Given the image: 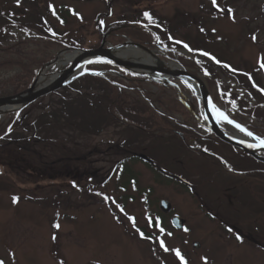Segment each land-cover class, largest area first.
Wrapping results in <instances>:
<instances>
[{
	"label": "rangeland",
	"instance_id": "obj_1",
	"mask_svg": "<svg viewBox=\"0 0 264 264\" xmlns=\"http://www.w3.org/2000/svg\"><path fill=\"white\" fill-rule=\"evenodd\" d=\"M217 4L0 0V62L10 65L0 67L1 98L27 79L35 63L44 61L40 72L65 50H96L104 38L106 48L132 42L159 53L165 65L178 63L199 76L220 111L264 139V0ZM87 70L112 72L120 86L149 92L150 101L138 91H125V100L108 114L110 90L74 81L0 117V260L181 264L173 251L178 249L187 264H264V164L203 127V107L183 81L142 86L113 64ZM169 82L178 90L160 87ZM80 101L104 110L97 117L106 116L105 124L97 127L103 122L89 117L86 123L82 115L90 112L84 108L91 107L80 105L85 111L66 120L54 115L63 103L78 110ZM151 102L164 118L153 112ZM12 119L11 134L1 139V129ZM172 121L181 124L163 126ZM220 126L226 135L248 139L227 124ZM177 133L188 141H180ZM163 200L170 212L159 208ZM174 217L185 221L184 232L172 227Z\"/></svg>",
	"mask_w": 264,
	"mask_h": 264
},
{
	"label": "water",
	"instance_id": "obj_2",
	"mask_svg": "<svg viewBox=\"0 0 264 264\" xmlns=\"http://www.w3.org/2000/svg\"><path fill=\"white\" fill-rule=\"evenodd\" d=\"M129 47L140 49L149 54L154 52L149 51L140 45L133 44L132 42H127L115 47L109 46L108 48H106L105 38L102 46L96 50H65L61 52L55 60L48 63L39 72L29 90L12 97L0 98V109L2 110L0 113V117L18 113L19 111L30 107L40 99L66 88L74 81L85 75L98 77L101 76V73L87 70V68L91 65L99 63L113 64L116 67L122 69L127 74L133 75L138 78H144L155 82H158L159 80L168 81L169 79H177L188 84L193 89L195 95L197 96L203 107V127H205L209 131V133L214 135L224 144L237 148L251 156L253 159L257 160L258 162L264 164V146L260 145V140L254 139L253 136H248L249 139L232 137L226 135L223 132L220 126L221 123L227 124L230 127L234 128L236 131L246 135L245 133L235 128L233 124H229L227 121L217 118V113L213 110V105H215V103L213 102L206 84L201 78H199V76L195 75L190 70L186 69L178 63H172L170 65L161 63L159 64V67H162V69H145L135 67L133 63L129 64L133 61L130 57L121 55V52L127 50ZM155 53L160 55L157 52ZM137 64L138 66H140L141 63ZM57 67L61 68L58 69L57 73L54 74L57 79L50 85H47L43 88L39 87V81L43 73ZM169 84L172 87L177 88L175 84ZM215 108H217L216 105ZM249 145H252V147H249ZM145 160L148 161L147 159ZM159 208L165 212H170L171 210L169 202L164 200L159 203ZM171 224L177 231L184 232V220L180 219L179 217H174L171 221ZM193 247L195 249H200V245L197 243H195Z\"/></svg>",
	"mask_w": 264,
	"mask_h": 264
},
{
	"label": "trees",
	"instance_id": "obj_3",
	"mask_svg": "<svg viewBox=\"0 0 264 264\" xmlns=\"http://www.w3.org/2000/svg\"><path fill=\"white\" fill-rule=\"evenodd\" d=\"M122 32L124 31V30H121ZM11 62V61H10ZM44 61H40V62H38V63H35V66H34V68L32 69V68H29V73H28V76L26 77L27 79H23V80H21V83H17V85H16V88H15V90L12 92V93H8L6 96H4V98H6L8 95L9 96H15V95H18V94H21V93H23L25 90H28L31 86H32V84H33V82H34V79L36 78V75H37V72H39V70L41 69V67L43 66V63ZM7 67V66H10L9 64H8V61L7 62H3L2 63V65H1V62H0V67ZM105 66V65H104ZM25 69H27L26 67H24ZM195 69H197L196 67H194ZM198 70V69H197ZM111 73V74H110ZM107 75V73L105 74H103V75H101V76H90V75H85V76H83V77H81V78H79V79H77L74 83H78V82H80V81H86L87 83H89V82H91V83H99V84H101L102 86L104 85V87L103 88H106V89H108V90H110V94H111V96L109 97V95L108 96H106V98H110V99H108L107 100V104H110L111 106L107 109L108 111V114L113 110L114 111V109H116L117 107H118V105H119V103H121L122 102V100L121 99H123V100H125L124 98H123V92H125V91H128L129 92V90L130 91H132V92H137L138 94H140L141 95V97H143L144 99H145V101H147V100H149L150 99V97H151V94L149 93V92H143L142 90H140V88L138 87V88H136L135 87V89H126V88H124V87H122V86H120V84H118V83H116L115 82V79L117 78V77H115V76H112V72H108V76H106ZM131 77V76H130ZM132 78H134L135 80H137V82H141V85L143 86V83L144 82H147V80H144V79H141V78H136V77H132ZM118 79V78H117ZM141 80H144V81H141ZM148 82H150V81H148ZM73 83V84H74ZM153 83V82H152ZM153 84H155V83H153ZM71 86V85H70ZM69 86V87H70ZM162 89H172V87L171 86H166V85H164V86H160ZM65 89H68V87L67 88H65ZM105 89H103V91H104ZM1 91V90H0ZM114 97V98H113ZM154 97V96H153ZM0 98H1V95H0ZM147 98V99H146ZM155 98V97H154ZM150 101V100H149ZM148 101V102H149ZM175 102H176V104H177V101H176V99H175ZM152 103L153 102H151L150 104L152 105ZM76 105H78V110L76 109H74L73 107H72V105H67V104H65V103H63V105H62V109L60 110V112H58V113H54V115L56 116V118L57 117H59V119H64V120H66V118L69 116V115H71V113H74V112H76L77 113V111H85V110H87V111H89L90 113H89V115L87 116V117H85V114L84 115H82V118L81 119H83L85 122L87 121V120H85L86 118H88L89 117V119H91L92 121H96V122H103V123H99L100 125H97V127H99V126H101L102 124H105L104 122H105V119L107 118L106 116H104V117H101V116H98L97 117V115L101 112V111H104V110H101L100 109V107H98L97 105H95V103L93 102H85V101H83V102H77L76 103ZM84 106V107H91V108H84L85 110H83V109H80L81 107L80 106ZM178 105V104H177ZM179 106V105H178ZM151 107H153V109H154V105H152ZM80 109V110H79ZM88 109H91V110H88ZM81 111V112H82ZM153 112L154 113H156V115H159V116H161V117H165V115H163L162 113H159V111H157L156 109H154L153 110ZM76 113H75V115H76ZM105 113V112H104ZM112 114V113H111ZM109 115L108 117H110V116H113V115ZM80 115V114H79ZM73 116V115H72ZM99 118H101V120L99 119ZM58 120V119H57ZM59 122V121H58ZM173 123L172 124H169V122H168V124L167 125H163V126H165V127H174V126H178V125H180L181 123L179 122V121H172ZM15 123V120H10L9 121V123H7L2 129H1V139L2 138H6V137H8V135L9 134H11V132H12V130H13V128H12V126H13V124ZM86 123H88V122H86ZM96 127V128H97ZM172 128H171V130H172ZM93 129H95V126L93 127ZM95 130H97L98 132H99V129H95ZM97 131H95V132H97ZM177 135V137L180 139V141H183V142H186V141H188L187 140V135H185L184 133H177L176 134ZM189 145H190V142H187ZM192 144V143H191ZM193 150V149H192ZM146 159H149V158H146ZM150 160V159H149ZM147 162V161H146Z\"/></svg>",
	"mask_w": 264,
	"mask_h": 264
},
{
	"label": "bare ground",
	"instance_id": "obj_4",
	"mask_svg": "<svg viewBox=\"0 0 264 264\" xmlns=\"http://www.w3.org/2000/svg\"><path fill=\"white\" fill-rule=\"evenodd\" d=\"M121 55L130 57L133 61L129 64L133 63L135 67L145 68V69H162V67H159V64H161L162 61L156 57L155 52L149 54L140 49L129 47L127 50H124L123 52H121ZM137 63H141L140 66H138ZM57 68L61 69L60 67H57ZM56 79L57 77H55L54 75L50 76L48 75V71H45L40 78L39 87L43 88L47 85H50ZM1 111L2 110L0 109V113ZM232 137L241 138L239 135L232 136Z\"/></svg>",
	"mask_w": 264,
	"mask_h": 264
},
{
	"label": "snow or ice",
	"instance_id": "obj_5",
	"mask_svg": "<svg viewBox=\"0 0 264 264\" xmlns=\"http://www.w3.org/2000/svg\"><path fill=\"white\" fill-rule=\"evenodd\" d=\"M212 4H213V6L214 7H219V5L217 4V0H212ZM224 9H221V11H223ZM227 11L229 12V14H232V9H227ZM75 14V13H74ZM145 16L149 19V20H151L152 19V17L149 15V14H147V13H145ZM233 19H234V16H233ZM61 23H63V21H61ZM101 23H103L102 21H101ZM253 39H255V37H253ZM184 47H188V45H184ZM190 51H191V49H189ZM202 55H205V56H208L209 54L208 53H206V52H204V53H202ZM212 59H215V57H211ZM217 63H220L219 61H216ZM225 67H228V65H224ZM261 67H264V61H262V63H261ZM255 86V85H254ZM262 91H264V89H262ZM213 110L217 113V118L218 119H221V120H224V121H227L229 124H233L234 126H235V128H237L239 131H241V132H243V133H245L247 136H253V138L254 139H258V140H260V145L261 146H264V139H262V138H259V137H255L254 135H253V133L251 132V131H249L248 129H246V128H244V127H242L240 124H238V123H235V121H232V120H229L228 119V116H226L222 111H220L219 109H217V108H215V105H213ZM249 147H252V145H249ZM207 151V150H206ZM14 202H18V198H14ZM121 211H123V209H121ZM130 219H133V222L135 223V221H134V218H131L130 217ZM54 227L56 228V229H59L60 228V225L59 224H55L54 225ZM187 230V229H186ZM139 231V230H138ZM161 231L163 232L164 230L161 228ZM141 235L143 236V233H141ZM169 235H170V233H169ZM52 239L53 240H55L56 239V236L55 235H53V237H52ZM160 246L162 247V248H164V250L165 251H169V249L165 246V244H164V241L163 240H161L160 242ZM174 252H175V255L179 258V260L181 261V264H187V261L185 260V258H184V256L181 254V252L178 250V249H175V250H173ZM0 264H5V262L3 261V260H0ZM61 264H62V262H61ZM205 264H207V261H205Z\"/></svg>",
	"mask_w": 264,
	"mask_h": 264
},
{
	"label": "flooded vegetation",
	"instance_id": "obj_6",
	"mask_svg": "<svg viewBox=\"0 0 264 264\" xmlns=\"http://www.w3.org/2000/svg\"><path fill=\"white\" fill-rule=\"evenodd\" d=\"M132 27V26H131ZM145 80V79H144ZM144 80H141V81H144ZM148 82V81H147ZM173 89V88H172ZM176 90H178V89H176ZM248 129V128H247ZM233 148V147H232ZM234 149H236V148H234ZM237 150H239V149H237ZM249 156V155H248ZM251 158V157H250ZM253 159V158H252ZM257 162V161H256ZM259 163V162H258ZM221 164V163H220ZM259 164H261V163H259ZM222 165V164H221ZM263 165V164H262Z\"/></svg>",
	"mask_w": 264,
	"mask_h": 264
}]
</instances>
